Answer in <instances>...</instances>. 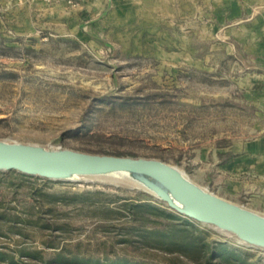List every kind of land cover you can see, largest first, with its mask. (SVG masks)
Here are the masks:
<instances>
[{"label": "rangeland", "instance_id": "obj_1", "mask_svg": "<svg viewBox=\"0 0 264 264\" xmlns=\"http://www.w3.org/2000/svg\"><path fill=\"white\" fill-rule=\"evenodd\" d=\"M1 3L0 141L158 160L248 204L244 188L254 183L232 185L225 169L264 134L239 25L219 13L202 14L196 29L191 16L150 24L109 4L87 12L80 0ZM16 8H36L40 28L11 29ZM137 193L0 172V253L13 264H208L206 255L222 253L225 264H264L263 251ZM185 239L203 247L184 251Z\"/></svg>", "mask_w": 264, "mask_h": 264}, {"label": "water", "instance_id": "obj_2", "mask_svg": "<svg viewBox=\"0 0 264 264\" xmlns=\"http://www.w3.org/2000/svg\"><path fill=\"white\" fill-rule=\"evenodd\" d=\"M0 172L48 181L125 178L131 183L127 187L153 197L175 214L264 252V214L217 196L178 168L158 160L0 141Z\"/></svg>", "mask_w": 264, "mask_h": 264}, {"label": "crops", "instance_id": "obj_3", "mask_svg": "<svg viewBox=\"0 0 264 264\" xmlns=\"http://www.w3.org/2000/svg\"><path fill=\"white\" fill-rule=\"evenodd\" d=\"M6 1L2 0L1 4L6 5ZM63 2L54 3L52 7L61 9L66 5ZM108 4L112 6V11L115 14L127 15L129 18L135 15H145L146 23L150 24L163 25L169 22V18H173L171 19L173 22H178L184 16H191L193 28L196 29L199 28L202 14L219 13L218 15H224V20L228 24L239 25L242 32L240 40L241 63L244 66L247 64V70H253V75H247V78L257 81L256 88L253 89V95L256 96L254 107L259 112L264 127V0H220L218 12V4L215 0L212 2L214 10H211L210 0H80L81 9L87 12H101ZM42 5L44 7L41 10L45 11L44 13L48 12L46 15L50 16L52 12L49 11L52 8H49L50 6L45 8L44 3ZM6 6L8 8V5ZM11 6H15V4ZM38 8L40 9V7ZM202 8H204L203 11ZM34 9L36 8L12 10L17 18L15 21H6V24H12L9 27L19 32H32L38 29L39 26L33 19L36 15ZM1 14L10 15L8 12ZM53 15H57V12L55 11ZM59 15L64 16L66 13L60 12ZM225 169L230 176L232 185L238 178L254 183V185L244 188L246 193H250V198L248 204L243 206L264 214V134L244 147L243 154L239 159H231L226 162ZM236 189L232 188L233 194L239 193Z\"/></svg>", "mask_w": 264, "mask_h": 264}, {"label": "trees", "instance_id": "obj_4", "mask_svg": "<svg viewBox=\"0 0 264 264\" xmlns=\"http://www.w3.org/2000/svg\"><path fill=\"white\" fill-rule=\"evenodd\" d=\"M114 156H125V155L116 154ZM9 173L12 174V175H16V176L20 175V174H18L16 172H9ZM137 195L146 196L143 193H137ZM146 197H148V196H146ZM178 236H180V232H179ZM174 239L176 240V236L174 237ZM180 242H181L180 248H182V250H184V251H192V250H196L198 247H203L202 244H199L198 242L192 241L190 239L189 240L185 239V240H182V241L180 240ZM222 254H217V256L206 255V260H207L208 264H215V263L216 264H225V263H227L228 259H226V257L223 256ZM0 259H6L8 264H13L12 258L8 257V256H6L4 254L0 253ZM213 261H215V263ZM243 262H244V260L240 259V262H238V264H245Z\"/></svg>", "mask_w": 264, "mask_h": 264}, {"label": "bare ground", "instance_id": "obj_5", "mask_svg": "<svg viewBox=\"0 0 264 264\" xmlns=\"http://www.w3.org/2000/svg\"><path fill=\"white\" fill-rule=\"evenodd\" d=\"M109 182L112 183V184L123 185V186H126V187L131 185L130 181H128L125 178L114 179V180H110Z\"/></svg>", "mask_w": 264, "mask_h": 264}]
</instances>
